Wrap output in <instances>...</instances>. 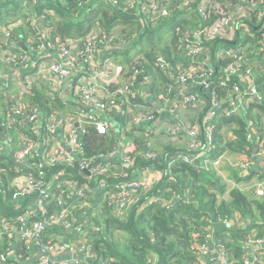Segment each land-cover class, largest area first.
<instances>
[{
	"label": "trees",
	"instance_id": "trees-1",
	"mask_svg": "<svg viewBox=\"0 0 264 264\" xmlns=\"http://www.w3.org/2000/svg\"><path fill=\"white\" fill-rule=\"evenodd\" d=\"M12 1L14 0H0V27L8 28L13 26L9 36H0V72H4L0 74V79L3 75L18 69L17 64L8 63L3 59L5 51L8 49L18 55L21 53L29 55L30 58L32 56L40 58V61L49 60L52 57L48 54L51 52L58 55L62 45L72 49L76 46L75 50H78L84 47L86 43L84 39L89 34L94 32H112L111 34L116 33L119 36V39L115 37V40L119 42L120 49L118 50L120 54L118 55H123L121 57L128 60H125L128 66L121 65L120 59L112 54V51H115L114 48H118L116 46L112 49H108L109 47L106 46H98L97 49L100 52L95 53V59L101 61L105 57L111 58L116 62L115 65L120 68L118 78L108 87V91H113L127 82H133L136 97L131 98V100H136L135 103L137 104L148 102L147 104L150 105L149 95H161L160 92L166 95L167 102L172 101L174 103L175 96L171 94L175 93L174 90L171 93L166 92L163 88L162 91L157 90L158 84L159 86L163 85L162 80L167 85L174 82V78L172 80V78L167 77L170 75L165 76L158 59L159 57H165L173 65V73L178 75V68L186 63L184 60V54L187 50L186 46L189 47V44L183 41V37L213 22L212 15L205 18L197 11L201 0H194L190 5L191 9H189L194 14H197L194 15L197 18L196 25L192 22V18H189L191 13H187L191 11L180 10L185 0H158L160 4L158 3L159 7L155 9V12L148 10V7L145 8L148 4L146 0H137L134 4L131 0H21L23 8L19 11H16L15 6L10 8ZM115 1H118V3L115 4ZM43 5L44 7H38ZM2 6L7 9L5 14H2ZM24 7L33 9L30 12V16L35 14L34 26L33 21H30V29L29 25L24 26V21L21 20V18L26 16ZM45 7L49 9H44ZM164 8L169 9L168 15L163 13ZM45 10H49L51 17L43 13ZM50 10L55 11V16L51 14ZM237 22L239 23V21ZM237 22L230 29V34L235 36V41L239 37L237 36L239 31H244L249 27H245L244 22L240 23L239 31L236 33ZM119 23L128 25L127 28L122 29L121 34L115 31ZM133 23L140 24L138 30H134L131 27ZM177 24L179 25L176 26ZM93 25L98 28L92 30ZM175 26L176 28L174 29ZM168 30H171V32H164ZM141 31L144 32L137 37ZM123 34H126L125 37ZM147 37H149L150 45L162 44L163 41H167L170 38H172V45L170 43L159 45L162 46V50H156L157 47L155 46H147L145 49L137 50L138 46L144 44L143 40ZM5 38L8 40L6 41ZM242 38L247 41L243 43V39H240V41H236V44L241 42L247 46L249 39H245L244 34H242ZM70 39H75L74 41H77L78 44L74 45ZM133 39L135 40L134 43L132 42ZM204 41L214 51L213 54H208L207 57L211 59L215 67L220 69L221 65H226L227 62L219 56L220 53H223L221 48L236 45L234 41L221 38H216L215 40L204 39ZM18 42H23L28 51L25 52L22 47H18ZM129 44L131 46L124 52L123 49ZM40 45H44L45 48H38ZM173 47H175V50ZM251 48L253 47L251 46ZM250 49L248 51L252 52L253 49ZM45 52L48 53L47 56L44 54ZM251 52H249L250 58H257L264 65V57H256ZM175 54L176 57H174ZM178 55L183 57L182 61H180L181 57L179 60L177 59ZM79 60L85 65H89L82 57H79ZM200 61L204 62L201 59ZM18 64L20 66V63ZM37 65L34 64V67ZM7 70L9 72H6ZM136 70H139L140 74H135ZM254 70L259 93L263 96V102L259 103L256 98L251 99V102L243 109L242 107L239 108L233 117L220 112L206 122L205 128L210 129L212 132L213 142L217 150L214 156L221 152L222 147H226L236 152L240 158L249 159L252 156L253 147L256 146V141H258L260 136L264 135V68L256 67ZM146 75L151 79L149 86L144 80ZM219 75L220 72L217 73V77ZM0 84L2 85L1 81ZM29 88L32 94L31 96L26 95L24 100H31L30 102L38 108L42 114V122H46L50 117H65L76 114L78 104H72L71 101L67 100L68 97L63 98L58 93L51 91L46 82L29 85ZM220 90V83L209 89L199 88L203 96L202 101L191 104L187 109L189 108L196 112H198L196 109H199V113L203 116L204 112L206 114V111L210 109L214 94L220 92ZM176 96L178 97L177 94ZM19 97L20 95L17 94L10 102H6L4 106V99L8 98L3 97V92L0 94V110L4 109L0 111L1 135H4V132L21 134L26 132L28 128L22 121H17L12 125L7 124V113L13 111L17 106ZM131 107H133V104H124L122 106L124 112L111 111L109 114L111 126L108 128L100 127L98 124L88 122L84 118L83 124L86 129V132L82 135L84 155L94 157L119 147L121 142L124 146H126L127 142H131L132 148L128 154L135 158V167L128 170L120 162H113L112 164L115 163V168L100 179L116 182L131 177V171L134 169H141L145 165H150L156 168V174L161 175V178L156 179L157 181L152 189L145 195L147 198L156 194H165L166 188L171 187L172 190L176 189L181 194H185L188 191L192 201L187 204L179 200L178 204L167 208L155 205L141 212L134 209L128 217L122 218L113 215L112 208L102 200L97 188L95 192L93 191L90 193L91 195L89 194L90 197L87 199V204L85 201L82 202L80 200L71 201L69 203L72 208L71 212L79 219L80 223L87 222L91 225L100 226V230H94L95 232L92 234L89 244L91 249L89 253L94 256V264H99L101 261H105L106 264H217L219 261H217L216 256L203 260L196 245L203 243L208 231L207 226H211L212 230V227L218 224L219 217L231 218L235 215L241 218L240 226L221 225L215 238V248H217V243H223L229 258L235 261L234 264H244L242 258L244 254L248 253L245 244L256 235H264V197L251 198L238 188H233L226 197L227 184L217 175L212 161L205 162V158L195 159L194 163L176 161L175 158L180 153L188 152L191 155L197 153L187 146L189 139L185 132L173 135L167 131L157 132L156 128L158 125H155L154 122H151L150 126L143 124V121L137 124L133 122L134 115L129 111ZM114 112L122 115V117L113 116ZM199 113L198 117L200 116ZM165 115L168 116L165 119L169 122L172 121L170 117H175L167 111ZM122 118H129V121L132 122L131 126H126V122ZM197 122L198 120L194 124H197ZM250 122L253 123V130L257 133V137L253 135V139L256 138L253 142L247 136L248 131H250ZM185 126L193 127L188 126V124ZM224 126H233L231 130L234 136L230 141L224 140V146H221L223 137L218 131ZM161 137H165L167 143L162 148H155L153 143L156 145V141ZM148 151L156 153L157 156L148 158L146 156ZM0 156H2L0 158V169L9 171L10 178H12L15 165L12 163L11 157L9 156L7 160V156L4 153L0 154ZM60 168L64 167L62 165L50 166L47 169L49 178L53 176L52 174L56 169L59 170ZM68 168H66L67 174H76L85 181L86 173L84 171H80L77 167ZM0 177L6 179L4 174H0ZM262 177L260 180L264 179V176ZM244 178L249 179L248 177ZM167 194L171 193L168 192ZM12 206L6 205V209L10 213H14ZM81 206L83 210H77ZM99 206L106 210L105 218L99 217L97 214V211L101 212ZM57 208V211H60L63 207ZM6 213L7 211L1 212V214ZM57 231L63 234V240L69 241L81 237V235L76 233L68 234L61 227L50 226L41 236L40 243L56 241V239L50 238L49 235H56ZM124 231L126 232L124 234L126 239H117L116 233ZM8 241L9 237L4 240L0 239V251L6 250ZM13 241L16 242L14 239ZM16 246L21 253L26 255L20 241L16 242ZM263 253L264 250L257 256L262 262H264ZM151 255H156L154 263L147 262ZM12 264H18V262L12 261Z\"/></svg>",
	"mask_w": 264,
	"mask_h": 264
},
{
	"label": "built area",
	"instance_id": "built-area-1",
	"mask_svg": "<svg viewBox=\"0 0 264 264\" xmlns=\"http://www.w3.org/2000/svg\"><path fill=\"white\" fill-rule=\"evenodd\" d=\"M193 1L185 0L180 10L191 11L189 9ZM261 1L264 0H234L231 2L237 4L236 9L225 13L221 0H201L197 11L205 18L209 15H216L212 20L215 29H206L205 39L221 38L233 41L234 35L230 34V29L238 20L240 25L243 17L241 12H248L250 7L260 4ZM131 2L134 4L137 0H131ZM114 3L117 4L118 1ZM146 3H150L147 9L153 12L160 4L158 0H146ZM168 10L164 8L163 13L168 15ZM187 13H192V11ZM232 13H238L239 17ZM260 27L261 34L253 36L258 39L259 48H253L252 52L264 51V17L261 18ZM12 28L13 26L0 27V36H9ZM196 32L186 34L183 41L185 42L189 36L194 37V35L193 41H200L196 38ZM111 33L89 34L84 39L86 40L84 47L78 50H75L76 46L73 50L62 45L57 59L45 63L34 56L30 58L29 55H18L9 49L5 51L3 59L8 63L17 65L20 63L22 69L21 73L14 69L0 79L5 89H10L13 85L19 86L20 97L14 110L7 113V124L12 125L17 121H22L28 128L26 132L19 134L22 139L20 148L10 153L12 163L15 165L12 178L0 177V239L4 240L9 237L8 247L0 251V264H12V261L18 264H94V256L89 253L91 250L89 244L94 230H100V226L87 222L80 223L79 219L72 214L69 203L80 200L87 204L90 193L95 192L96 188L102 200L112 208L113 215L118 218L128 217L134 209L141 212L155 205L167 208L175 206L179 200L187 204L192 201L188 191L181 194L176 189L172 190L171 187L166 188L165 194H156L147 198L145 195L152 189L156 179L161 178L158 173L157 176L156 168L150 165L134 169L131 171V177L116 182L100 179L115 168L113 162H120L128 170L135 167V158L128 154L132 148L131 142H127L126 146L121 142L119 147L94 157L84 155L82 141V135L86 132L83 124L84 118L88 122L108 128L111 126L109 123L111 111L124 112L122 110L124 104H133L136 109L131 114L134 115L135 123L160 120V115L150 110L148 102L137 104L136 100H131L136 97L133 82H127L113 91H108V87L117 80L120 68L111 58L104 57L101 61L96 60L95 53L100 52L97 49L98 46H106L109 47L108 49L116 46L118 48L114 50L120 49L119 42L115 40V37L119 39L118 34ZM5 40L7 41V38ZM74 40H71L72 43L77 45V41ZM190 46L191 44L184 54V60L189 65L186 66V63L181 65L182 67L178 68V75L173 73V65L165 57L158 59L165 76L170 75L167 77L172 80L174 78V82L168 84V93L174 90L175 93L171 94L175 96V99L177 98V100L174 99L169 110L161 108V113L167 111L176 117L180 110H185L191 104L202 101L203 96L199 88L209 89L217 83H220L221 90L214 94L208 110L212 117L220 112L233 117L239 108L247 106L254 98L259 103L263 102L255 70L251 67L252 59L249 56L251 51H248L251 48L250 44L244 46L239 43L236 46L222 47L223 53L219 56L223 54L222 58L227 64L221 65L220 69H217L212 62V65L210 63L208 65L204 60V62L200 61L197 57L202 50L200 44L193 43L191 49ZM38 48L44 49L45 47L40 45ZM79 57H82L89 65H85ZM34 64L38 65L34 67ZM218 72H220L219 77H217ZM135 74H140V71L136 70ZM144 80L149 86L150 77L146 75ZM39 82H46L51 91L63 98L68 96L69 90L74 91L78 99L83 101V107H78L73 116H55L42 122V114L38 108L30 102L31 100H24L26 95L31 96L32 94L29 85ZM101 91L105 94L102 95ZM253 127V123L250 122V131L247 134L249 138L255 134ZM162 131L173 135L185 132L189 139L187 146L197 152L195 155L180 153L175 158L176 161L194 163L195 159L205 158V162L212 161L218 167L224 157L222 153L214 156L217 150L209 129L205 137H200L196 126L191 128L185 125L173 126L165 119L157 129V132ZM1 136L0 133V147L3 144ZM256 154L264 157V135L260 136L256 142ZM146 156L155 158L157 154L148 151ZM239 160L244 161V164L240 163L238 166L242 171L241 175L246 176L249 173L250 161L245 158ZM58 165L64 168H60V171L57 168L53 176L49 178L47 169ZM68 167H77L80 171H84L85 181L76 174H67L66 168ZM255 182L257 193L264 195V179H258ZM168 192L171 194H167ZM2 203L13 205L14 213H10L6 207L2 208ZM55 205L63 208L57 211L58 208ZM5 211H7L6 214H1ZM240 223L241 218L235 215L231 218L219 217L216 225L218 227L221 225L240 226ZM50 226L61 227L66 233H76L81 237L69 241L62 238L61 241L41 244V236ZM213 227L212 230L211 226L206 227L208 231L203 243L196 245L201 258L208 260L216 256L219 261L217 264H234L235 261L229 258L223 243H217V248H215L217 234ZM13 239L22 243V249L25 250L26 255L20 252ZM245 246L247 250L252 248V255L249 251L244 254L242 258L244 264H254L256 260L262 262L257 256L264 250V235L252 237ZM62 255L68 257L63 259ZM155 257L156 255H151L147 262L154 263ZM99 264H106V262L101 261Z\"/></svg>",
	"mask_w": 264,
	"mask_h": 264
},
{
	"label": "crops",
	"instance_id": "crops-1",
	"mask_svg": "<svg viewBox=\"0 0 264 264\" xmlns=\"http://www.w3.org/2000/svg\"><path fill=\"white\" fill-rule=\"evenodd\" d=\"M5 1H7V0H5ZM221 1H223V0H221ZM231 1H234V0H231ZM13 6H15L14 8L16 9V11L22 10V8H23V6L21 5V0H14V1H12L11 4H10V8H13ZM38 7H44V5L43 6H38ZM44 9H49V8L45 7ZM31 10H33V9L32 8H29V7H24V11L26 13V16L27 15L28 16H27V18H25L26 17L25 16L24 17L25 19L24 18H21V20L24 21V24L23 25L24 26L25 25H29V29L31 28L30 21H33V26H34V15L35 14L32 15V16H30ZM50 11H51V14L55 16V11L54 10H50ZM6 12H7V9L4 8V6H2V14H5ZM43 13L47 16V15H49V10H45ZM241 14H243V16L245 15L246 17H248L251 20V22H253V24H254V26H253L254 31L251 30V27L250 26L246 29L249 32V36H251L252 33H254V32H259L260 31L261 28L258 26V24L261 22V18L264 17V5H262V4H256L253 7H250V10L248 12H245V13H242L241 12ZM49 17H51V15H49ZM256 17H258V18H256ZM257 19H259V20L257 22H255ZM117 26H118L117 29H120L121 28L120 31H119L120 34H121L122 33V29L124 30L125 28H127L128 25L125 24V23H121V24L119 23V24H117ZM255 26H257V27H255ZM97 28H98L97 26L93 25L92 30H96ZM238 31H239V24H237V26L235 28V32L238 33ZM142 32H144V31H141L137 35V37L140 36V35H142ZM125 35L126 34H123L124 37H125ZM237 36H239V37H237V40L240 41V38H242V36H240V31L237 34ZM245 39H247V38L245 37ZM236 41H234V44H236ZM132 42L134 43L135 40L133 39ZM20 43L23 44V42H18L17 43V46L18 47H22V50L25 51V52H27L28 51L27 47L24 46V44H23V46H20L19 45ZM133 43H131V44H133ZM131 44H129L128 46H126L125 49H123L124 52L131 46ZM233 46H236V45H233ZM44 54L47 56L48 53L45 52ZM112 54L115 57H117V58L120 59V61L122 62V63H120L121 65L128 66L127 65V62L125 63V60H127V59H124L123 57H121L123 55H118V54H120V52H119L118 49L115 50V51H112ZM251 54L252 55H256V57H261V58L264 57V55L260 54L259 52H253ZM48 55H50L52 58L49 59V60H43L42 62H44V63L45 62H49V61H51L53 59H57V56H58V55H56V53L53 54L51 52ZM221 59L223 60L222 55H221ZM182 60H183V57L181 56V60L180 61H182ZM203 60L205 62H207L208 65H209V63H210V65H212L211 64V59H209V57H206ZM252 63H253L252 64V68L253 69L256 68V67L264 68L263 63H261L259 60H257V58L252 59ZM17 68H18L17 70L21 73L22 72V69L20 68V66L17 65ZM6 72H9V70H7ZM1 73H4V72H0V74ZM162 82H163V84L165 83L164 80H162ZM160 88H162V87L159 86V84H158L157 90L158 89L160 90ZM13 91H15V93H14V95L13 94L11 95V93H13ZM2 92H3V97L8 98V99H4V103H5L4 106H5L6 105V102L7 103L10 102L12 98H15L16 95L19 94V86L18 85H13L10 89H5V87L3 86V84L2 85L0 84V94ZM101 93H102V95L105 94V92L103 93V91H101ZM67 97H68L67 100L69 102L71 101L72 104H75L76 103V104H78L77 105L78 107H83V105H84L83 101H81V100L78 99V97H77V95H76V93L74 91H70L69 90ZM158 99H160L158 97V94H157V96H153V94H150L149 95V100H151L150 105H149L150 110H153L154 109L155 111H157V114L160 115V120L154 121V124L155 125H158L156 129H159V127L161 126L162 122L165 120V117H168V116L165 115V113H161V106L162 107H164V106L159 103ZM165 102H166V100H164L163 103H165ZM170 102H172V101H170ZM69 106H70V104H69ZM75 109H76V107H75ZM126 109L129 110L128 108H126ZM135 109H136V107H131L129 111L131 113H134V110ZM3 110L4 109H2L0 111H3ZM196 110L199 112V109H196ZM188 111H191V113H192L190 115V117H193L197 113L196 111H193L192 109H189V108L188 109L186 108L185 110H180L179 113H178V115L176 117H170L171 120H172L170 122V124H172L173 126L187 125V124H185V122H187V120H189L188 114H186V113H188ZM113 116H115V117H122V115H120L118 113H115V112L113 113ZM197 117H198V114L195 117L192 118V122L193 123L190 124V126H196L198 128V131H199V136L200 137H205V133H206V131L208 129V128H205V125L207 124L206 122L209 121L212 116L208 113V111H206V114L204 112L203 116L200 114V116L198 117V119H197ZM196 119L198 120V122H197V124H194V122L197 121ZM122 120L124 122H126V126H131V123L132 122L129 121L130 120L129 118H127V119L126 118H122ZM150 123L151 122H145V123L143 122V124H146L147 126H150ZM232 127L233 126H231V127H225L224 126L223 128H220V130L218 131L219 134L222 135V137H223V141H222L221 146H224L223 145L224 140L230 141L231 139H233L234 134H233V131L231 130ZM254 137H257V133L254 134ZM255 139H253V137H251L250 138V141L253 142V140H255ZM1 140H2V143L3 144L0 147V154L2 155L4 153L7 156V158H6L7 160H8V157L9 156L11 157V155H10L11 151L13 152L14 150L20 148V146L22 145V139H21L20 135L17 134V133H12V132L5 133L4 132V135L2 134V136H1ZM153 146H154V143H153ZM220 153H222L224 155V157H223L222 161L220 162L219 166L218 167L214 166V168L216 170L217 175L223 181L224 180H228V181L230 180L228 178V175H226V173H228V172L230 174L231 173H234L236 176H240L242 178L248 177L250 179L249 180L250 182L252 180L258 181V179L263 178L262 176H264V157L263 156H260V155L258 156L256 154V146L253 147L252 156L250 157V158H252L251 161H250V158L248 159L250 161V167H249V169L252 168L253 169V173H248L246 176H242L241 175V172L242 171L240 170L238 164H237V168L235 169L234 167L230 166V161L229 160L226 161V157H230V159L233 162L237 163V160L240 159V156L236 152H233V151H231L230 149H228L226 147L225 148L222 147V150H221ZM185 154L189 155L188 152H185ZM222 176L224 178H222ZM233 183H234V181H232V184ZM243 183L244 182L241 183V187H243V189L249 188L248 184L247 185H242ZM5 207H6V203H2V208H5ZM219 227H218V225H214V227H213L214 228V232L216 234H217V232L219 230ZM248 251H249V254H250L252 252V248L250 247ZM251 255H252V253H251ZM67 257L68 256H66V255H62L61 256V258H63V259L64 258H67Z\"/></svg>",
	"mask_w": 264,
	"mask_h": 264
},
{
	"label": "rangeland",
	"instance_id": "rangeland-1",
	"mask_svg": "<svg viewBox=\"0 0 264 264\" xmlns=\"http://www.w3.org/2000/svg\"><path fill=\"white\" fill-rule=\"evenodd\" d=\"M249 1H251V0H249ZM222 3H223V9H224V11H225V13H229V12H231L232 10H234V9H236V6H237V4L236 3H232L231 2V0H223L222 1ZM260 4H262V5H264V1H262ZM148 5H150V3H148L147 5H146V7L145 8H147L148 7ZM252 13V12H251ZM232 14H234L235 16H237V17H239V15H238V13H232ZM194 15H197V14H194L193 12L191 13V15H189V18L191 19L192 18V22L194 23V25H196V21H197V18L194 16ZM158 17H159V15H158ZM216 17V15H212V18L214 19ZM157 18V17H156ZM256 18H258V17H256ZM259 19H257L255 22H257ZM239 21V20H238ZM245 23V27L246 26H248V25H250V27H251V30L252 31H254V28H253V26H254V24H253V22H251V20L248 18V17H246L245 15L241 18V20H240V23ZM238 23V22H237ZM261 23V22H260ZM260 23L258 24V26L260 27ZM239 24V23H238ZM237 25V24H236ZM131 27H133V29L134 30H138L139 29V27H140V24H138V23H133V26H131ZM244 27V28H245ZM255 27H257V26H255ZM261 28V27H260ZM121 29V28H120ZM120 29H115V31H117V32H119L120 31ZM206 29H215V27L213 26V24L211 23V24H209V25H206V26H203L201 29H199L197 32H196V34H197V39L198 40H200V41H193L194 39H195V35H194V37H188L187 38V40L185 41L187 44H191V46H190V49L193 47V43L194 44H196V45H198V44H200L201 45V48H202V50H201V53H200V55L199 56H197V57H199L201 60H203L204 58H206L207 57V55L208 54H213L214 53V51L210 48V46L207 44V42L206 41H204V39H205V31H206ZM164 32H171V30H168V31H164ZM242 34H244V37H246L247 39H249L248 40V45L249 44H251V46L253 47V48H255V49H258L259 48V42H258V39L257 38H254L253 36L254 35H257V36H259L260 34H261V29H260V31L259 32H254V33H252V35L251 36H249V32L247 31V30H244V31H242V30H240V36H242ZM168 36H169V34H167ZM235 39V36L233 37V41H235L234 40ZM240 39H243V38H240ZM172 38H170L169 40H167V41H163L162 42V44H155V45H150V43H149V37H147V38H145L143 41H144V44L142 45V46H138L137 47V50H142V49H145L147 46H149V47H152V46H155V47H157V49L156 50H162V46H159V45H164V44H171L172 45ZM244 41H247V40H244L243 39V43H244ZM241 43V42H240ZM243 43H241V44H243ZM178 44H180V43H178ZM239 44V43H238ZM237 45V44H236ZM244 45V44H243ZM245 46V45H244ZM212 47V46H211ZM222 47V46H221ZM174 48V50H175V47H173ZM220 48V47H219ZM253 48H251L250 50H252ZM186 49L188 50V47L186 46ZM189 49V50H190ZM155 50V51H156ZM187 52V51H186ZM260 54H264V51L263 52H261ZM223 55V54H222ZM179 57H177V59L179 60L180 59V57H181V55H178ZM174 57H176V54L174 55ZM179 63H181V62H179ZM252 61H251V67H252ZM186 66H187V63H186ZM164 90H166V92H168V85L167 84H163L162 86H161ZM162 88H160V91H162ZM14 93H15V91H13V93H11V95L13 94L14 95ZM161 93V95L160 94H158V97L160 98V99H158V101H159V103L161 104V105H163L164 107H162L161 106V108H165V109H167V110H169L171 107H172V105H173V102H167V100H166V102L165 103H163L164 102V100L166 99V95L164 94V93H162V92H160ZM160 95V96H159ZM175 100H177V98L175 99ZM243 106V105H242ZM249 107V106H248ZM247 107V108H248ZM244 108V106L242 107V109ZM152 112L154 113V114H156L157 113V111H155L154 109L152 110ZM199 112H197L193 117H195L197 114H198ZM186 114H188V117H189V120H187V124H188V126H190V124H192L193 122H192V118L193 117H190V115L192 114L191 113V111H188V113H186ZM165 129V128H164ZM163 129V130H164ZM157 143H156V145H154V147L155 148H162L167 142H166V140H165V137H161L159 140H157L156 141ZM2 156H0V158H1ZM4 159V158H3ZM223 159V158H222ZM222 159H221V161H222ZM227 160H229L230 161V166H232V167H234L235 169L237 168V163H235V162H233L231 159H230V157H226V161ZM220 161V162H221ZM237 162H238V165L240 164V163H243L244 164V161H241V160H237ZM220 164V163H219ZM218 164V165H219ZM0 174H4L5 175V177H7V178H10V173H9V171H7V170H3L2 171V169H0ZM226 175H228V178L230 179L229 181L228 180H224L226 183H227V191H226V197H227V195H228V193L233 189V188H238V189H240V190H242L243 192H245L247 195H249L251 198H253V197H255V198H261V197H264V195H260V194H258L257 193V191H256V187H255V183L256 182H254L255 180H252L251 182L249 181L250 179H245V178H242V177H239V176H236L234 173H226ZM222 178H224L223 176H222ZM232 181H234V183L232 184ZM242 182H244L242 185H247L248 184V186H249V189H243V187H241V183ZM247 187V186H246ZM256 188V189H255ZM255 189V190H254ZM92 198V197H91ZM55 207L57 208L58 206L57 205H55ZM99 209H101V212L100 211H97V214L99 215V217L101 216V217H104L105 218V213H106V210L102 207V206H99ZM77 210H79V211H81V210H83V208H82V206L81 207H78L77 208ZM102 220H105V219H102ZM116 232V231H115ZM126 232L124 231V232H117L116 233V235H117V239H122V240H125L126 239V237H124V234H125ZM49 237L50 238H52V239H56L57 241H61L62 240V238H64V236H63V234L60 232V231H57L56 232V235H49ZM124 237V238H123Z\"/></svg>",
	"mask_w": 264,
	"mask_h": 264
},
{
	"label": "water",
	"instance_id": "water-1",
	"mask_svg": "<svg viewBox=\"0 0 264 264\" xmlns=\"http://www.w3.org/2000/svg\"><path fill=\"white\" fill-rule=\"evenodd\" d=\"M19 45H20V46H23L22 43H20ZM249 173H253V169H252V168L249 169ZM254 264H264V263H262V262L256 260V261H254Z\"/></svg>",
	"mask_w": 264,
	"mask_h": 264
},
{
	"label": "clouds",
	"instance_id": "clouds-1",
	"mask_svg": "<svg viewBox=\"0 0 264 264\" xmlns=\"http://www.w3.org/2000/svg\"><path fill=\"white\" fill-rule=\"evenodd\" d=\"M180 24V23H179ZM179 24H177L176 26H178ZM176 26L174 27V29L176 28Z\"/></svg>",
	"mask_w": 264,
	"mask_h": 264
}]
</instances>
